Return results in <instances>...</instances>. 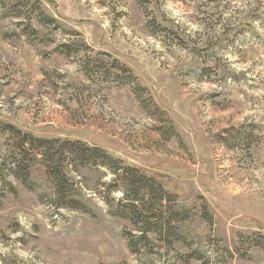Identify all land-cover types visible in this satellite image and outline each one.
Returning <instances> with one entry per match:
<instances>
[{
    "label": "rangeland",
    "instance_id": "1",
    "mask_svg": "<svg viewBox=\"0 0 264 264\" xmlns=\"http://www.w3.org/2000/svg\"><path fill=\"white\" fill-rule=\"evenodd\" d=\"M25 1L56 23L32 21L33 34L0 7V122L100 147L154 177L193 212L179 228L204 260L189 264H264V0ZM72 40L86 49L55 52ZM101 53L146 92L87 78L80 60ZM243 127L248 143H219L223 130ZM11 150L0 132V264H186L180 243L162 256L130 251L129 224L97 192L110 177L73 173L88 211L56 208L41 165L31 189L2 171Z\"/></svg>",
    "mask_w": 264,
    "mask_h": 264
},
{
    "label": "trees",
    "instance_id": "2",
    "mask_svg": "<svg viewBox=\"0 0 264 264\" xmlns=\"http://www.w3.org/2000/svg\"><path fill=\"white\" fill-rule=\"evenodd\" d=\"M0 7H5V15L25 18L27 23L21 24H26V31L30 30L33 34H36L37 30L31 26L32 21L42 26L56 23L54 18L43 12L39 1L29 6L25 0H0ZM10 11L12 13H7ZM153 24L158 30L165 31L155 22ZM83 49H86L83 42L72 40L59 44L55 52L72 58ZM80 63L84 75L95 82L98 78L108 83H117L118 86L129 85L136 93L146 92L145 88L136 84L132 71L110 54L101 53L93 58L87 56L82 58ZM136 98L141 103L145 100L140 95ZM153 109L160 113L154 106ZM155 131L163 136L168 135L167 139L176 135L171 126L167 130L159 126ZM0 132L8 135L12 149L7 166L4 164L2 171L6 170L7 176L31 189V170L37 164L41 165L47 179L53 185L55 195L53 204L56 208L87 212L86 206L77 199L80 192L75 187L72 174L83 168L97 170L101 172L102 178L110 177L108 181L99 182L97 192L112 209L111 215L129 224V227L124 229L123 236L133 254L144 252L148 255L162 256L160 249H173L175 243H180L189 249L187 254L179 257L186 264H189L190 260H204L199 251L192 250L191 242L181 234L179 228L180 224L193 217L192 210L179 209L177 195L167 191L154 177L147 176L138 168L125 165L100 147H92L79 140L37 138L2 122ZM250 137L251 132L243 127L223 130L218 139L221 145L232 149L237 146L235 145L237 142L248 143ZM1 181L5 185H10L3 178ZM10 187L12 189L11 185ZM117 193L121 194L120 197L116 196ZM204 211L203 216L211 220L206 207Z\"/></svg>",
    "mask_w": 264,
    "mask_h": 264
}]
</instances>
